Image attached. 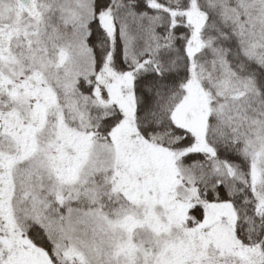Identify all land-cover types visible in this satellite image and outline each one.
Returning <instances> with one entry per match:
<instances>
[{
    "label": "snow or ice",
    "instance_id": "6c2138e0",
    "mask_svg": "<svg viewBox=\"0 0 264 264\" xmlns=\"http://www.w3.org/2000/svg\"><path fill=\"white\" fill-rule=\"evenodd\" d=\"M0 264H264V0H0Z\"/></svg>",
    "mask_w": 264,
    "mask_h": 264
}]
</instances>
